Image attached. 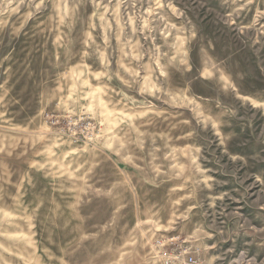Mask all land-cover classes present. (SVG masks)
<instances>
[{"label": "rangeland", "instance_id": "rangeland-1", "mask_svg": "<svg viewBox=\"0 0 264 264\" xmlns=\"http://www.w3.org/2000/svg\"><path fill=\"white\" fill-rule=\"evenodd\" d=\"M264 264V0H0V264Z\"/></svg>", "mask_w": 264, "mask_h": 264}, {"label": "built area", "instance_id": "built-area-1", "mask_svg": "<svg viewBox=\"0 0 264 264\" xmlns=\"http://www.w3.org/2000/svg\"><path fill=\"white\" fill-rule=\"evenodd\" d=\"M155 257L161 264H201L190 247L178 237H158L154 240Z\"/></svg>", "mask_w": 264, "mask_h": 264}]
</instances>
